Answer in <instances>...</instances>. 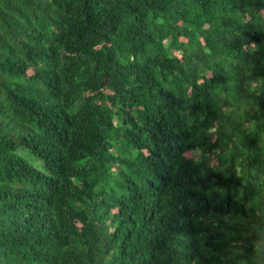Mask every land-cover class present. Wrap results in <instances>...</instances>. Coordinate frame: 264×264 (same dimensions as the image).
<instances>
[{"label":"trees","instance_id":"16d2710c","mask_svg":"<svg viewBox=\"0 0 264 264\" xmlns=\"http://www.w3.org/2000/svg\"><path fill=\"white\" fill-rule=\"evenodd\" d=\"M0 264H264V0H0Z\"/></svg>","mask_w":264,"mask_h":264}]
</instances>
